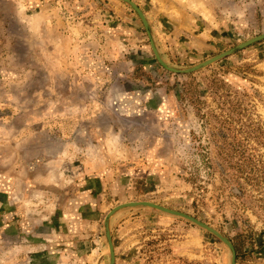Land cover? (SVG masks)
Returning <instances> with one entry per match:
<instances>
[{"label": "rangeland", "instance_id": "1", "mask_svg": "<svg viewBox=\"0 0 264 264\" xmlns=\"http://www.w3.org/2000/svg\"><path fill=\"white\" fill-rule=\"evenodd\" d=\"M131 1L180 70L264 34V0ZM141 201L264 264V39L174 73L122 0H0V264H110ZM110 229L115 264H232L154 208Z\"/></svg>", "mask_w": 264, "mask_h": 264}, {"label": "water", "instance_id": "2", "mask_svg": "<svg viewBox=\"0 0 264 264\" xmlns=\"http://www.w3.org/2000/svg\"><path fill=\"white\" fill-rule=\"evenodd\" d=\"M123 2L127 3L129 6H131L134 11L138 14V16L140 17V19L142 20L144 26H145V29L147 30V33H148V36L150 38V43H151V47H152V50L154 52V55L156 57V59L158 60V62L161 64V66L163 68H165L166 70L170 71V72H174V73H190V72H193V71H196V70H199L203 67H206L220 59H223L225 57H227L228 55L234 53L235 51L239 50V49H242V48H245L255 42H258L262 39H264V34L257 37V38H254L252 40H249L248 42L238 46L237 48L233 49V50H230L228 52H225L223 54H220L210 60H207L206 62H204L203 64L199 65V66H196L192 69H189V70H180V69H176V68H173V67H170L160 56V53L158 52V49L156 47V44H155V41L152 37V34H151V30H150V26H149V22L146 18V16L144 15V13L141 11V9L131 0H122ZM138 206H143V207H150V208H154L156 210H160L162 212H165V213H168V214H171V215H175V216H179V217H183V218H186L188 220H190L191 222L197 224L198 226L206 229L207 231H209L210 233L214 234L217 238H219L226 246H228V248L231 250L232 252V264H237V253H236V249L233 245V243L228 239L226 238L225 236H223L219 231H217L216 229L208 226L207 224L197 220L196 218H193L187 214H184L182 212H178V211H175V210H171V209H168L166 207H163V206H160V205H157L155 203H152V202H146V201H141V202H129V203H125V204H121L117 207H115L106 217V222H105V230H106V238H107V241H108V245H109V250H110V258H111V261H110V264H115L116 263V255H115V249H114V244H113V241H112V236H111V229H110V225H111V219L112 217L120 210L124 209V208H128V207H138Z\"/></svg>", "mask_w": 264, "mask_h": 264}]
</instances>
